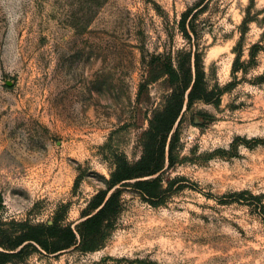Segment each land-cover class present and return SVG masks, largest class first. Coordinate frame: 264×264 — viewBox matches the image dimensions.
Returning a JSON list of instances; mask_svg holds the SVG:
<instances>
[{"label":"rangeland","instance_id":"rangeland-1","mask_svg":"<svg viewBox=\"0 0 264 264\" xmlns=\"http://www.w3.org/2000/svg\"><path fill=\"white\" fill-rule=\"evenodd\" d=\"M200 7L189 40L179 20ZM193 45L223 91L185 110L164 202L125 189L102 246L14 264H264V0H0V238L74 226L117 159L140 157L163 68Z\"/></svg>","mask_w":264,"mask_h":264},{"label":"trees","instance_id":"trees-1","mask_svg":"<svg viewBox=\"0 0 264 264\" xmlns=\"http://www.w3.org/2000/svg\"><path fill=\"white\" fill-rule=\"evenodd\" d=\"M202 7L193 14L191 9L185 10L179 20V29L189 40L195 33L193 18ZM248 20V17H244L239 26L240 38ZM239 44L235 48L233 73L243 65ZM257 49V44L251 46L249 61L254 59ZM163 71L173 84L172 90L148 120L140 157L134 162L124 157L117 159L105 187L92 196L74 226L18 222L20 230L16 234L0 238V264L23 261L32 252L49 255L66 249L90 251L102 246L113 227L114 219L123 209L122 195L125 189L136 191L153 206L164 202L170 191L164 185L161 173L165 166L168 168L175 164L178 157V126L185 110L196 101L217 104L223 89H211L206 84L202 52L194 45L188 51L181 52L174 65L166 64Z\"/></svg>","mask_w":264,"mask_h":264}]
</instances>
